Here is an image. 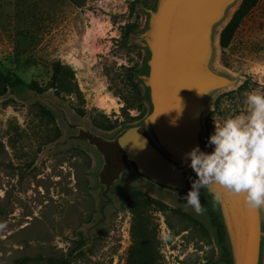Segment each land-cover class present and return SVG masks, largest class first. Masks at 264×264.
Returning a JSON list of instances; mask_svg holds the SVG:
<instances>
[{
  "label": "rangeland",
  "instance_id": "1",
  "mask_svg": "<svg viewBox=\"0 0 264 264\" xmlns=\"http://www.w3.org/2000/svg\"><path fill=\"white\" fill-rule=\"evenodd\" d=\"M240 2L213 30L209 67L235 83L205 100L199 134L204 151H211L214 122L243 111L249 92H264V0L243 18L229 47L219 45ZM159 4L0 0V68L22 80L0 98V264H130L141 225L157 264H216L214 229L204 211L184 200L194 172L178 165L189 183L175 191L120 165L108 187L105 176L112 170L104 173L100 152L80 133L111 139L138 125L156 145L148 121L146 39L149 13ZM55 68L56 88L35 93L28 87L32 81L47 85ZM132 190L162 204L142 206L144 224L122 203Z\"/></svg>",
  "mask_w": 264,
  "mask_h": 264
},
{
  "label": "water",
  "instance_id": "2",
  "mask_svg": "<svg viewBox=\"0 0 264 264\" xmlns=\"http://www.w3.org/2000/svg\"><path fill=\"white\" fill-rule=\"evenodd\" d=\"M235 1L160 0L152 16L146 39L150 50L147 81L152 105L148 121L159 150L169 159L149 143L138 126L130 131L149 146L153 157L154 165L141 177L158 186L175 191L188 188L184 171L171 159L193 172L183 157L193 146L203 150L199 134L205 100L210 93L235 83L209 67L214 27ZM120 170H112L111 175L105 176H109L105 179L106 186L112 184ZM207 187L227 228L233 232L235 264H264V210H249L241 199L224 195L217 186Z\"/></svg>",
  "mask_w": 264,
  "mask_h": 264
},
{
  "label": "clouds",
  "instance_id": "3",
  "mask_svg": "<svg viewBox=\"0 0 264 264\" xmlns=\"http://www.w3.org/2000/svg\"><path fill=\"white\" fill-rule=\"evenodd\" d=\"M244 104L243 111L214 122L211 151L196 145L184 154L195 173L184 200L198 213L200 190L209 185L241 199L249 210H264V92H249Z\"/></svg>",
  "mask_w": 264,
  "mask_h": 264
},
{
  "label": "trees",
  "instance_id": "4",
  "mask_svg": "<svg viewBox=\"0 0 264 264\" xmlns=\"http://www.w3.org/2000/svg\"><path fill=\"white\" fill-rule=\"evenodd\" d=\"M257 2L258 0H241L237 9L234 11L229 21L225 24V26L219 33V45L222 50L229 47L243 18L257 4ZM157 9L158 7L149 13V16L151 18V25L153 21L152 16L157 11ZM54 70L55 71L51 77V80L47 85L41 86L37 82L32 81L28 84V87L35 93H43L50 88H56L57 84L60 82V78L58 68H55ZM21 84L22 80L19 77H13L0 68V98L5 96L11 88L19 86ZM97 127L105 130H110L115 126L114 124L105 125L98 123ZM131 127L133 126L119 131L115 135V137L111 139H104L100 137L96 138L88 131L80 132L82 137L85 138L90 144L94 145L100 152L103 159V169L105 174H107L108 171L116 170L120 168V165H123L132 168L133 171L141 177L143 175H146V173L148 172L147 170H149L154 165L152 159L153 157L150 154L151 151L148 150L149 146L143 144L142 141L136 136V134L130 131ZM138 131L143 132L140 127ZM149 143L151 142L149 141ZM160 153L162 152L160 151ZM165 158H168L167 155H165ZM171 161L176 165L178 164L177 161ZM202 190L203 191L202 196L200 197V202L203 207L204 213L208 217L214 229L216 244L219 248L216 264H235L233 245L231 244V239H229V232L224 222V217L221 214L220 207L207 187L203 188ZM122 203L124 206L130 208L137 216L138 221L143 224L144 221L141 214V212H143L142 206L151 203H153L154 205H162L161 202L147 197L140 190L130 191L122 199ZM141 226L142 229H144V225ZM142 229L141 234H138L140 235L141 241L135 247V257L130 259V264H157L156 260L153 257V251L150 244L148 243V241L147 243H144L147 238L146 236H144V232ZM27 260V258H24L21 261L22 263H26Z\"/></svg>",
  "mask_w": 264,
  "mask_h": 264
},
{
  "label": "flooded vegetation",
  "instance_id": "5",
  "mask_svg": "<svg viewBox=\"0 0 264 264\" xmlns=\"http://www.w3.org/2000/svg\"><path fill=\"white\" fill-rule=\"evenodd\" d=\"M142 129V128H141ZM151 137V136H150ZM156 147L158 148V149H160L158 146H157V143H156ZM162 153H163V151H162ZM163 154H165V155H167L166 153H163ZM167 157H169L168 155H167ZM173 160V159H172ZM174 162H175V160H173ZM177 165H180V163H178ZM187 178V177H186ZM188 179V178H187ZM188 183H189V180H188ZM208 189V188H207Z\"/></svg>",
  "mask_w": 264,
  "mask_h": 264
},
{
  "label": "bare ground",
  "instance_id": "6",
  "mask_svg": "<svg viewBox=\"0 0 264 264\" xmlns=\"http://www.w3.org/2000/svg\"><path fill=\"white\" fill-rule=\"evenodd\" d=\"M216 41H217V36H216Z\"/></svg>",
  "mask_w": 264,
  "mask_h": 264
}]
</instances>
